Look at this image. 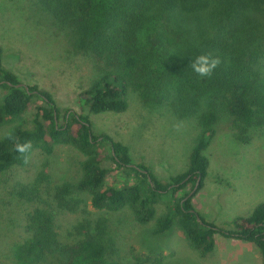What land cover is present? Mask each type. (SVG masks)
<instances>
[{"label":"trees","instance_id":"16d2710c","mask_svg":"<svg viewBox=\"0 0 264 264\" xmlns=\"http://www.w3.org/2000/svg\"><path fill=\"white\" fill-rule=\"evenodd\" d=\"M36 3L56 28L72 36L77 52L103 66L80 96L89 113H124L134 93L150 111L165 109L179 120L196 119L201 135L189 154L188 170L163 183L146 165L133 164L125 145L105 134L94 135L87 115L66 110L58 124L60 111L52 96L37 86H26L28 91L17 87L21 83L3 66L0 48V86L7 91L0 101V127L21 119L35 100L41 103L34 106L31 128L15 126L0 140V174L25 166L35 150L51 155L55 146L64 145L84 156L81 178L55 188L56 208L36 207L26 215L22 235L10 249L11 264H121L109 252L105 221L88 219L86 209L60 241L53 211L77 212L74 193L87 194L96 211L129 208L139 224L155 220L154 236L176 226L201 258L214 251L219 234L252 244L264 264V202L248 216L232 219L229 229L206 221L192 203L207 178L204 152L216 126L225 122L242 143L264 130V80L259 71L264 58V0ZM105 146L116 170L132 178V184L117 188L105 183ZM44 178L23 187L18 196L37 201L38 183ZM198 179V188L188 197ZM161 202L165 212L155 218ZM134 260L133 264H165L160 251Z\"/></svg>","mask_w":264,"mask_h":264},{"label":"rangeland","instance_id":"374dc122","mask_svg":"<svg viewBox=\"0 0 264 264\" xmlns=\"http://www.w3.org/2000/svg\"><path fill=\"white\" fill-rule=\"evenodd\" d=\"M73 42L71 35L52 24L36 0H0L2 64L21 84L37 86L52 96L60 111L58 124L66 110L87 115L94 135L105 134L125 145L132 163L146 165L159 181L166 183L170 177L186 172L189 154L201 135L198 121L179 120L165 109L150 111L134 93L129 94L124 113H89L80 96L100 76L103 66L77 52ZM259 71L264 80V58ZM6 93L0 86V101ZM36 104L41 103L35 100L21 119L1 126L0 140L15 126L31 128ZM204 155L209 163L207 178L193 198L195 209L206 221L229 229L232 219L248 216L264 202V130L242 143L221 122ZM83 160L74 148L59 145L51 155L35 150L25 166L0 174V264H11L10 249L22 235L26 215L36 207L55 209V188L75 184L82 176ZM101 166L109 170L107 185L122 188L133 183L132 178L116 170L106 146ZM41 175L46 178L38 183V200L20 198L18 192ZM72 197L78 202L77 212L53 211L60 241H65L67 230L82 220L81 211L86 209L88 219L105 221L109 252L121 264H133L134 257L142 258L150 251L162 252L165 264H261L252 244L247 246L217 234L214 251L201 258L176 226L164 235L154 236L155 220L142 225L129 208L96 211L89 205L87 194L74 193ZM165 207L164 202L157 205L155 218L165 212Z\"/></svg>","mask_w":264,"mask_h":264},{"label":"water","instance_id":"95a60500","mask_svg":"<svg viewBox=\"0 0 264 264\" xmlns=\"http://www.w3.org/2000/svg\"><path fill=\"white\" fill-rule=\"evenodd\" d=\"M17 87H19V88L20 87H24L26 89V91H28L27 87L25 85H23V84H19V85H17ZM132 167H134V166H132ZM199 183H200V179L197 180L193 190L189 193L188 197H191L192 194L196 191V189L198 188ZM197 221L200 222V218L199 217H197Z\"/></svg>","mask_w":264,"mask_h":264},{"label":"crops","instance_id":"0c3cea01","mask_svg":"<svg viewBox=\"0 0 264 264\" xmlns=\"http://www.w3.org/2000/svg\"><path fill=\"white\" fill-rule=\"evenodd\" d=\"M193 203V202H192ZM193 205H194V207H195V204L193 203ZM216 237V236H215ZM233 240V239H232ZM235 241H237V242H241V243H243V244H246L247 246L250 244V243H246V242H242V241H238V240H235ZM215 243H216V240H215Z\"/></svg>","mask_w":264,"mask_h":264}]
</instances>
